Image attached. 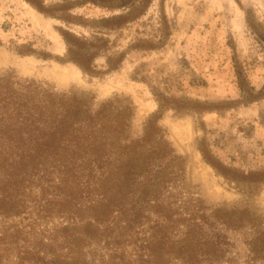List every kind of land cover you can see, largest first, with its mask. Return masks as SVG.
<instances>
[{"label": "rangeland", "instance_id": "rangeland-1", "mask_svg": "<svg viewBox=\"0 0 264 264\" xmlns=\"http://www.w3.org/2000/svg\"><path fill=\"white\" fill-rule=\"evenodd\" d=\"M82 2L0 0V75L95 107L120 101L132 110V140L158 117V136L179 170L170 200L244 217L225 230L224 256L213 264H264V251L255 261L249 245L264 230V0H149L138 16L121 8L134 0ZM128 12L126 22L111 21ZM64 33L98 47L93 73L68 60ZM237 68L253 96L240 90ZM149 226L127 229L121 260L112 243L92 244L87 264H152L143 249ZM110 234L116 239L119 229Z\"/></svg>", "mask_w": 264, "mask_h": 264}, {"label": "trees", "instance_id": "trees-1", "mask_svg": "<svg viewBox=\"0 0 264 264\" xmlns=\"http://www.w3.org/2000/svg\"><path fill=\"white\" fill-rule=\"evenodd\" d=\"M134 1L121 8L141 15L149 0ZM131 15L111 21L121 24ZM63 38L68 60L93 73L98 47L72 34ZM236 74L240 90L253 96L243 70ZM131 118V108L120 101L95 107L76 94L0 75V264H87V249L100 243L115 245L113 258L121 260L127 229L148 221L143 249L152 264L170 258L213 264L224 256L225 230L242 226L244 217L208 212L199 202L187 210L170 200L179 170L158 136V117L135 140L128 135ZM249 245L256 261L264 251V230Z\"/></svg>", "mask_w": 264, "mask_h": 264}]
</instances>
